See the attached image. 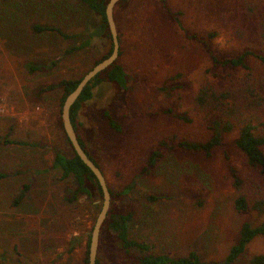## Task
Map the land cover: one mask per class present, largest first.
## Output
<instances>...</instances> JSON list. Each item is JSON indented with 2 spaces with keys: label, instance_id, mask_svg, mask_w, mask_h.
<instances>
[{
  "label": "rangeland",
  "instance_id": "rangeland-1",
  "mask_svg": "<svg viewBox=\"0 0 264 264\" xmlns=\"http://www.w3.org/2000/svg\"><path fill=\"white\" fill-rule=\"evenodd\" d=\"M252 3L264 7V0H131L125 15V7L116 9L119 63L134 82L127 90L108 81L98 87L78 117V133L116 195L133 184L129 194L112 197L110 210L133 211L130 237L149 244L152 253L187 257L197 252L204 260L222 262L242 225L254 219L235 209L239 192L230 166L243 178L251 172L236 147L237 133L226 135L212 158L168 151L151 174L139 177L165 136H212L211 122L203 123L194 105L210 64L203 52L184 47L177 18L193 33L220 31L215 44L230 53L224 16L233 20ZM40 23L71 37L35 34L32 26ZM100 23L77 0H0V135L10 133L31 145L0 143V171L8 174L0 180V264H86L103 198L87 183L88 194L67 200L81 185L74 178L57 180L52 168L56 150L72 153L59 126L63 89L49 90L41 99L36 94L66 78H80L107 53L110 42ZM179 73L181 79L167 84ZM164 86L169 96L160 90ZM107 113L121 123L122 133L109 125ZM25 184L31 187L28 196L15 205ZM119 243L113 231L101 234L100 264H133L124 261ZM262 253L264 238L255 240L237 264Z\"/></svg>",
  "mask_w": 264,
  "mask_h": 264
},
{
  "label": "trees",
  "instance_id": "trees-1",
  "mask_svg": "<svg viewBox=\"0 0 264 264\" xmlns=\"http://www.w3.org/2000/svg\"><path fill=\"white\" fill-rule=\"evenodd\" d=\"M77 1L83 3L100 19V29L106 34L110 42L107 53L96 62L95 65H97L113 53L112 36L106 16L109 0ZM130 1L122 0L117 7L120 9L126 8ZM258 6L257 3L248 5L242 15L233 20L228 18V14L224 16L228 26L226 35L233 43V50L230 49V53L229 51L219 50L215 44L222 37L220 31L214 30L203 34L199 32L193 33L192 30L183 26L182 18L180 20L175 14L178 25L184 31V35H182L184 47L187 49L196 48L203 52L210 64V67L206 70L205 77L196 88L194 105L196 113L202 122H211L212 136L207 140H195L180 135L165 136L160 140L158 149L147 159L146 167L139 174V177L151 174L158 163L165 158L168 151L178 150L212 158L215 150L223 145L224 137L237 133L236 147L251 172L248 178H243L237 168L230 166L233 185L239 192V196L235 200V209L238 213H252L254 219L242 225L239 231V239L230 248L224 260L219 262L204 260L197 252H192L187 257H171L167 254L152 253L149 244L130 237L129 223L132 221L133 211L129 210L124 215H118L112 209L109 211L102 233L109 229L117 234L120 248L124 253V261H133V264H237L255 240L264 238V7L262 6L263 8L258 10ZM125 8L124 15L130 9L129 7ZM169 11L173 10L170 8ZM116 13L117 10H115V19L118 27ZM179 16L182 17V13ZM32 31L35 34L54 32L67 39L71 37L59 27L49 24H35L32 26ZM118 32L122 43L119 29ZM89 42H85L84 45L89 44ZM122 55L123 51L121 50L120 57ZM119 59L85 88L83 94L71 109V119L79 142L87 155L102 171L101 165L88 149L81 134L78 133L77 120L84 104L93 99L95 90L104 82L115 83L126 90L131 89L134 79L126 68L119 63ZM30 68L32 72L37 70L33 65ZM91 69L86 71V73ZM85 74L80 78H66L58 84L39 88L37 91L36 95L41 99L42 95L49 90L63 89L60 104L61 114L59 116V126L63 131V104L66 98L77 88ZM181 77V73L169 77L167 84L175 82ZM160 90L166 92L168 96L170 95L166 86ZM107 116L109 125L117 133H122L121 123L108 113ZM182 119L187 120L186 117H182ZM10 132H12V129ZM0 143L23 147L31 146L30 142L26 140L11 139L10 133L5 136L0 135ZM68 143L71 147V143L69 141ZM52 168L57 180L66 181L74 178L81 185L75 195L68 197L67 200L69 202L73 203L76 201L77 193L88 194L89 191L85 187L87 183L95 185L103 198L102 188L96 176L73 149L71 154L56 150ZM6 178H8V174L0 171V180ZM30 188L27 184L23 185L20 194L15 198V205H20L27 198ZM109 189L112 197L122 198L132 191L133 184L127 185L117 195L110 186ZM149 200L156 201L157 198L150 196ZM90 242L91 236L86 251V264H89ZM97 264H100L99 259H97ZM248 264H264V253L252 256Z\"/></svg>",
  "mask_w": 264,
  "mask_h": 264
},
{
  "label": "water",
  "instance_id": "water-1",
  "mask_svg": "<svg viewBox=\"0 0 264 264\" xmlns=\"http://www.w3.org/2000/svg\"><path fill=\"white\" fill-rule=\"evenodd\" d=\"M122 0H109L106 8V16L109 25V30L112 36L113 53L110 57L95 65L88 73L85 74L83 79L78 84L77 88L66 98L62 107V122L64 131L68 141L71 143L72 149L84 162V164L91 169L96 176L103 192V205L101 211L97 217L94 228L91 232V242L89 248V264H97L98 252L100 248V239L102 234V228L111 208V192L109 189L108 181L101 168H99L94 161L87 155L83 147L81 146L76 129L71 119V109L79 100L83 94L85 88L100 74L108 70L113 64H115L121 51V42L119 38L118 27L115 19V10L118 4Z\"/></svg>",
  "mask_w": 264,
  "mask_h": 264
}]
</instances>
